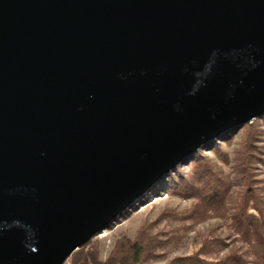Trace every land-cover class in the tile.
<instances>
[{
  "label": "water",
  "instance_id": "95a60500",
  "mask_svg": "<svg viewBox=\"0 0 264 264\" xmlns=\"http://www.w3.org/2000/svg\"><path fill=\"white\" fill-rule=\"evenodd\" d=\"M262 115L264 0H0V264H64Z\"/></svg>",
  "mask_w": 264,
  "mask_h": 264
},
{
  "label": "trees",
  "instance_id": "16d2710c",
  "mask_svg": "<svg viewBox=\"0 0 264 264\" xmlns=\"http://www.w3.org/2000/svg\"><path fill=\"white\" fill-rule=\"evenodd\" d=\"M259 122H262V127H259ZM236 132H240L239 152L243 172L246 173V170L248 172L250 168L256 166L254 164L257 161L264 162V158L259 155L263 148L260 142L264 140V115L223 133L219 136V140L230 143ZM207 148L220 154L225 161L229 160L217 141H210L202 147V149ZM202 149L199 148L189 159H183L175 168L164 174L116 220L125 219L138 204L144 203L145 200L150 201L152 196L160 192L183 199L193 198L194 203L191 208L180 212L173 208L162 209L153 221L144 222L133 238L127 236L118 238L105 260L99 259L98 246L95 243L92 244L89 252L84 251L87 241L70 255V264H147L149 259H164L166 253L156 252V248L171 242L172 237L168 240L159 238L158 233H152L153 226L162 221L194 218L195 215H202L210 210H223L233 183L213 168L209 158L203 155ZM184 164L190 168L189 174L182 172L181 167ZM250 188L247 186L241 200H238L232 222L237 237L247 244L251 257L239 252L238 247L233 246L228 253L218 259L204 258L202 255L209 253L213 246L212 241L205 240L192 253L175 255L164 264H264V199H260L256 193L250 191ZM249 201L252 202L256 213H247ZM214 241L221 246L229 245L223 238L217 237Z\"/></svg>",
  "mask_w": 264,
  "mask_h": 264
},
{
  "label": "rangeland",
  "instance_id": "374dc122",
  "mask_svg": "<svg viewBox=\"0 0 264 264\" xmlns=\"http://www.w3.org/2000/svg\"><path fill=\"white\" fill-rule=\"evenodd\" d=\"M259 127H262V122H259ZM219 138H217L218 140L215 139V141L219 143L222 151L226 153L228 161H225L220 154L212 149H202V147L201 149L203 155L209 158L213 168L221 176L230 179L233 183L225 208L221 211L210 210L205 214L195 215L194 218L162 221L153 226L151 229L152 233H158L161 239L168 240L172 237V240L156 248V252L166 253L164 259H149L147 264H164L175 255L190 254L205 240L212 241L213 246L209 253L202 255L204 258L218 259L228 253L233 246L238 247L239 252L251 257L247 244L237 237L232 217L238 200H241L247 186H250V191L256 193L260 199H264V162L257 161L254 164L256 166L250 168L248 172L246 170V173H244L239 152L240 132H236L233 135L230 143L219 140ZM260 144L263 145V148L259 155L264 158V140ZM181 170L185 174L190 173V168L187 164L182 165ZM193 203V198L183 199L160 192L152 196L150 201L145 200L144 203L138 204L134 210L129 212L125 219L115 220L106 229L94 235L84 247V251L89 252L92 244L95 243L98 246L99 259L105 260L118 238L121 236L133 238L137 229L144 222L153 221L162 209L173 208L180 212L191 208ZM247 213H256L251 201H249ZM217 237L223 238L229 245L221 246L216 244L214 239ZM64 264H70V256Z\"/></svg>",
  "mask_w": 264,
  "mask_h": 264
}]
</instances>
